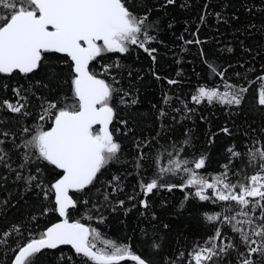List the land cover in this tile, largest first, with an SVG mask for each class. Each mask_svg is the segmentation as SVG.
I'll list each match as a JSON object with an SVG mask.
<instances>
[{"label": "trees", "instance_id": "obj_1", "mask_svg": "<svg viewBox=\"0 0 264 264\" xmlns=\"http://www.w3.org/2000/svg\"><path fill=\"white\" fill-rule=\"evenodd\" d=\"M132 2L129 0V6ZM163 2L145 0L144 5L132 9L139 15L147 13L153 25L149 34L154 37L150 47L156 49L155 62L142 49L132 47L123 55L102 54L89 66L99 78L123 90L114 93L111 104L115 115L110 124L114 139L121 144V152L119 159L105 166L83 193H70L78 206L70 209L69 221L79 220L95 228L102 239L129 245L150 264H194L190 254L207 245L216 227L221 229L225 243L237 238L231 227L222 222L223 216L233 215L237 206L211 199L201 202L191 197L194 189L181 191L179 187L172 191L162 187L145 197L140 184L148 182L161 166H167L169 159L191 160L201 154L206 157V164L197 171L206 178L219 176L225 171V165L233 184L245 182L246 177L258 171V162L250 163L247 152L251 147H260V141L264 140L261 131L264 129V108L257 102L261 87L259 77L264 76V0H177L175 5L166 8L161 7ZM246 8L251 11L246 12ZM217 12L227 23L217 20ZM202 14L205 15L204 23L200 22ZM233 15L238 19H233ZM197 39L200 44L185 43ZM65 59L61 54H46L44 67L54 65L61 70L60 79L49 87L36 83L44 76L43 68L28 78L19 74L0 77V100L14 101L11 91L14 87L30 89V93H25L31 101L29 116L0 113V131L14 134L5 138L9 146L13 141L20 145L29 138L23 132L25 127L34 130L38 123H42L45 130L50 127V120L38 121L41 95L44 100L57 102L61 107L64 103H72L67 66L62 63ZM108 66H111L108 73L103 74ZM212 67L223 72V78L213 74ZM168 80L177 83L169 84ZM225 83L247 89L239 107L215 101L209 104L206 100L197 104L192 100L200 87L225 90ZM4 85H8L7 89ZM124 92L130 94L126 99L135 98L137 103H121ZM165 97H168L167 103ZM161 111L165 112L164 116L160 115ZM223 127H228L231 135L221 132ZM185 140L189 143L185 144ZM140 142H148V146L141 144L138 148ZM231 146L240 153L239 157H230L227 149ZM181 148L183 151L179 155L169 156ZM23 154V149L10 151L7 161L10 168L0 162V264H11L18 245L37 238L59 220L51 211L54 194L50 193L49 199H45L39 188L29 189L23 180L16 179L18 171L23 175L36 174L35 164L20 167ZM141 155L147 159L138 161ZM138 162L143 166L138 168ZM40 167L43 169L44 165ZM39 175L45 188L55 179L46 170ZM182 175H164L160 183L180 185ZM210 192L207 190L206 194ZM185 195L189 196L187 201ZM142 199L149 204L147 210L140 207ZM120 201H123L122 206ZM206 214H220L221 221L209 224ZM100 217L104 218L103 223L99 222ZM165 224L169 227L165 228ZM16 228L19 231H15ZM146 241L151 243L146 245ZM152 244L160 247L155 249ZM98 246L103 247L99 243ZM240 250H244L243 246ZM237 258L233 253L231 259ZM66 261L67 264H82L69 247L44 250L36 264H65ZM218 264L222 262L218 260Z\"/></svg>", "mask_w": 264, "mask_h": 264}, {"label": "snow or ice", "instance_id": "obj_2", "mask_svg": "<svg viewBox=\"0 0 264 264\" xmlns=\"http://www.w3.org/2000/svg\"><path fill=\"white\" fill-rule=\"evenodd\" d=\"M144 2L145 0H133L129 6V0H0V77L19 74L28 78L43 68L44 76L36 83L41 87H49L60 79L61 70L54 65L44 67L46 54H61L66 57L62 63L67 66V83L72 100V103H64L61 107L57 102L44 100L41 95L38 121L50 120L51 125L47 130L42 123H38L34 130L23 128L29 138L20 145L13 141L9 146L5 138L14 134L6 130L0 131V137H3L0 138V162L10 168L7 162L10 151L23 149V163L20 167L35 164L36 174L23 175L18 171L16 179L23 180L29 189L33 186L39 188L45 199H49L50 193L54 194V207L51 211L60 218V222L47 227L37 238L18 245L11 264H36L38 256L44 250H55L61 246H70L82 264H124L127 261L150 264L149 260L135 254L129 245H117L111 240L102 239L101 233L95 228L86 226L79 220L69 221L70 209L78 206L77 200L70 193H83L105 166L119 159L121 152V144L114 139L109 126L115 115L111 104L114 93L123 90L114 88L105 79L99 78L90 71L89 66L102 54L123 55L132 47L142 49L153 62L156 61V56L153 55L156 49L150 47L154 37L149 34V29L153 26L149 16L147 13L139 15L132 10L144 5ZM176 2L177 0H164L161 7L166 8ZM204 7L207 9L208 5ZM245 11L250 12L251 9L246 8ZM215 16L218 21L227 23L219 12ZM232 18L238 19L235 15ZM200 22H205V15L200 16ZM185 43L200 44L201 41L197 39ZM228 51L231 52L232 49L228 48ZM109 67L111 66L105 67L103 74L108 73ZM211 72L223 78V72H217L215 67L211 68ZM259 79L261 87L257 102L264 108V76ZM168 83L176 84L177 81L168 80ZM7 87L8 85H4L5 89ZM224 88L225 91L220 92L215 88L200 87L192 100L197 104L206 100L209 104L215 101L221 105L239 107L247 89H237L228 83L224 84ZM11 91L14 101L0 100V113L29 116L31 101L30 96L25 93H30V89L14 87ZM129 95L124 92L121 103L135 105V98L126 99ZM167 101L168 97H165V103ZM160 115L164 116L165 112L161 111ZM220 131L231 135L228 127H223ZM261 131L264 132V129ZM184 143L189 141L185 140ZM209 143H212L211 137ZM141 144L148 146V142H140L137 147L140 148ZM260 144V147H251L247 152L250 163L258 162V171L239 184L229 181L227 165L219 176L206 178L198 173L197 170L203 169L206 164L203 154L191 160L169 159L168 165L161 166L148 182H141L140 188L145 197L162 187L168 191L179 187L181 191L194 189L191 197L201 202L211 199L213 202H229L237 206L233 215H224L222 219L237 238L225 243L226 238H222L221 229L216 227L207 245L190 254L194 264H218V260L222 264H264V140ZM182 151L181 148L176 153H169V156L179 155ZM227 152L232 158L240 156L234 146L229 147ZM146 159L143 155L138 157V161ZM41 164L44 165L43 169ZM142 166L137 163L138 168ZM45 170L55 177L47 188L43 187L44 181L39 175ZM181 173L180 185L160 183L164 175L178 176ZM207 190H211L210 194H206ZM188 199L189 196L185 195L184 200ZM139 204L146 210L149 208L146 199L140 200ZM120 205H123V201H120ZM86 218L92 219L91 216ZM152 219H156L155 214ZM205 220L209 224H215L221 221V215L206 214ZM99 222L103 223L104 218L100 217ZM164 227L169 225L165 224ZM14 230L19 231L18 228ZM3 235L7 236L8 233ZM98 243L103 247H99ZM150 243L145 242L146 245ZM241 246L243 251L240 250ZM152 247L158 249L160 246L152 244ZM233 253L238 257L235 260L231 259Z\"/></svg>", "mask_w": 264, "mask_h": 264}, {"label": "rangeland", "instance_id": "obj_3", "mask_svg": "<svg viewBox=\"0 0 264 264\" xmlns=\"http://www.w3.org/2000/svg\"><path fill=\"white\" fill-rule=\"evenodd\" d=\"M206 89H212V88H206ZM216 90H218V89H216ZM218 91H220V92H223V91H225V90H218ZM198 93V90H197V92L195 93V95Z\"/></svg>", "mask_w": 264, "mask_h": 264}, {"label": "water", "instance_id": "obj_4", "mask_svg": "<svg viewBox=\"0 0 264 264\" xmlns=\"http://www.w3.org/2000/svg\"><path fill=\"white\" fill-rule=\"evenodd\" d=\"M96 127V126H95ZM110 127V126H109ZM58 222H60V218H59V220L57 221V222H55V223H58ZM51 226V225H50ZM49 226V227H50ZM61 247H69L70 248V246H61Z\"/></svg>", "mask_w": 264, "mask_h": 264}]
</instances>
